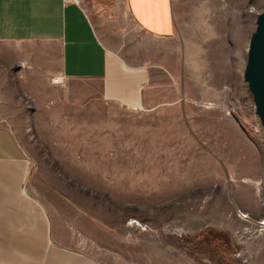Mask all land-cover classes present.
Wrapping results in <instances>:
<instances>
[{
  "label": "rangeland",
  "instance_id": "1",
  "mask_svg": "<svg viewBox=\"0 0 264 264\" xmlns=\"http://www.w3.org/2000/svg\"><path fill=\"white\" fill-rule=\"evenodd\" d=\"M264 0H182L176 32L106 45L141 103L60 77L48 43H0V126L60 241L107 264H264V129L244 73ZM248 215V219L241 217Z\"/></svg>",
  "mask_w": 264,
  "mask_h": 264
},
{
  "label": "crops",
  "instance_id": "2",
  "mask_svg": "<svg viewBox=\"0 0 264 264\" xmlns=\"http://www.w3.org/2000/svg\"><path fill=\"white\" fill-rule=\"evenodd\" d=\"M182 0H0V43H48L58 49L65 80L102 83L104 95L141 103L146 67L132 68L106 45L131 21L141 32L168 39ZM28 159L0 126V264H107L60 241L53 218L28 189Z\"/></svg>",
  "mask_w": 264,
  "mask_h": 264
},
{
  "label": "water",
  "instance_id": "3",
  "mask_svg": "<svg viewBox=\"0 0 264 264\" xmlns=\"http://www.w3.org/2000/svg\"><path fill=\"white\" fill-rule=\"evenodd\" d=\"M244 78L264 129V12L258 15L256 30L250 40Z\"/></svg>",
  "mask_w": 264,
  "mask_h": 264
},
{
  "label": "built area",
  "instance_id": "4",
  "mask_svg": "<svg viewBox=\"0 0 264 264\" xmlns=\"http://www.w3.org/2000/svg\"><path fill=\"white\" fill-rule=\"evenodd\" d=\"M71 1H74V0H64L65 3H68V2H71ZM241 217L244 218V219H248V215H245L243 213H241ZM261 224L264 225V223H261Z\"/></svg>",
  "mask_w": 264,
  "mask_h": 264
}]
</instances>
